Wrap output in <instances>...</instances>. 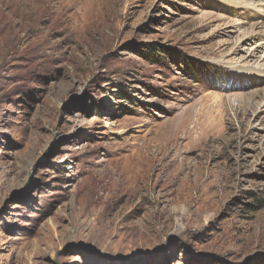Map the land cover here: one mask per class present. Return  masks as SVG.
I'll return each mask as SVG.
<instances>
[{
	"label": "rangeland",
	"instance_id": "374dc122",
	"mask_svg": "<svg viewBox=\"0 0 264 264\" xmlns=\"http://www.w3.org/2000/svg\"><path fill=\"white\" fill-rule=\"evenodd\" d=\"M0 264H264V0H0Z\"/></svg>",
	"mask_w": 264,
	"mask_h": 264
},
{
	"label": "bare ground",
	"instance_id": "6f19581e",
	"mask_svg": "<svg viewBox=\"0 0 264 264\" xmlns=\"http://www.w3.org/2000/svg\"><path fill=\"white\" fill-rule=\"evenodd\" d=\"M162 149H163V147H161V148H160V150H162ZM152 167H156V165H155V164H153V166H152Z\"/></svg>",
	"mask_w": 264,
	"mask_h": 264
}]
</instances>
